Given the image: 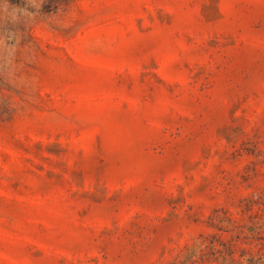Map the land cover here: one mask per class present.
<instances>
[{
    "label": "rangeland",
    "instance_id": "rangeland-1",
    "mask_svg": "<svg viewBox=\"0 0 264 264\" xmlns=\"http://www.w3.org/2000/svg\"><path fill=\"white\" fill-rule=\"evenodd\" d=\"M0 264H264V0H0Z\"/></svg>",
    "mask_w": 264,
    "mask_h": 264
}]
</instances>
